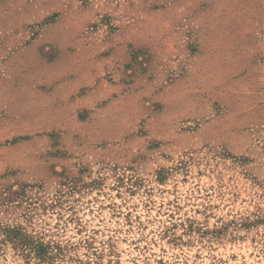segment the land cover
Instances as JSON below:
<instances>
[{
	"label": "rangeland",
	"instance_id": "rangeland-1",
	"mask_svg": "<svg viewBox=\"0 0 264 264\" xmlns=\"http://www.w3.org/2000/svg\"><path fill=\"white\" fill-rule=\"evenodd\" d=\"M13 1L0 264H264V0ZM91 65L107 108H16Z\"/></svg>",
	"mask_w": 264,
	"mask_h": 264
},
{
	"label": "crops",
	"instance_id": "crops-1",
	"mask_svg": "<svg viewBox=\"0 0 264 264\" xmlns=\"http://www.w3.org/2000/svg\"><path fill=\"white\" fill-rule=\"evenodd\" d=\"M0 5L4 6L6 9L8 8L11 14L16 9L13 0H1ZM7 47L8 49H6ZM31 47L32 43L29 42V40L23 42L19 39H11L10 41L0 39L1 80L7 78H20L23 75V77L29 81V79L35 77V55L33 51L30 50ZM47 60L48 59H44V62L46 63ZM93 66L94 65L86 66L85 68H87V70H82L77 66L74 76L69 78L70 80L60 79V81L53 83L51 88L44 90L42 93H35L34 90L27 85L26 88L11 92L13 97H16V108L21 106L33 108L34 105L39 106V104H41L42 106H39V108L44 111L58 112L57 119L60 123L65 117L64 111L69 108L78 113L83 111L98 112L99 104L104 100H106L104 104L107 108L109 105V94L107 90L112 85L103 79L100 71L92 70L91 68ZM44 78L47 77L44 76ZM5 100L8 99L6 98ZM89 116L90 117L84 120L89 121L94 114L90 113Z\"/></svg>",
	"mask_w": 264,
	"mask_h": 264
}]
</instances>
